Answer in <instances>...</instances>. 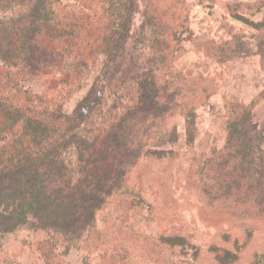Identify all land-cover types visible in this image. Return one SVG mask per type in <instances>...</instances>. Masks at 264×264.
Segmentation results:
<instances>
[{
  "label": "trees",
  "instance_id": "16d2710c",
  "mask_svg": "<svg viewBox=\"0 0 264 264\" xmlns=\"http://www.w3.org/2000/svg\"><path fill=\"white\" fill-rule=\"evenodd\" d=\"M199 2L232 16L261 4ZM190 9L188 0H0V238L26 226L41 235L25 240L37 262L0 247V264H70L74 246L87 264H184L189 248L200 263L264 264V237L250 246L264 236V120L255 102L224 91L236 64L264 56V18L255 41L224 19L214 39L193 32ZM187 34L206 62L182 63ZM215 96L225 138L197 146L198 113ZM128 191L146 207L144 223ZM185 208L203 236L181 227Z\"/></svg>",
  "mask_w": 264,
  "mask_h": 264
},
{
  "label": "rangeland",
  "instance_id": "374dc122",
  "mask_svg": "<svg viewBox=\"0 0 264 264\" xmlns=\"http://www.w3.org/2000/svg\"><path fill=\"white\" fill-rule=\"evenodd\" d=\"M234 1H241L242 3H255L260 1L261 6H255L254 9L248 8L245 11L238 12L237 15L232 16V10H229V13H226L223 9V6L221 5H211L209 3L201 4L199 0H188V4L190 5V28L193 30V32L196 35L204 36V37H210L214 39H218L222 37V22L221 20L224 19L225 21L229 22L231 27H233L235 30H239L241 33H243L244 40L245 41H255L254 37L259 34V32H262L263 25L262 20L264 18V0H220L221 3H230ZM141 12L138 11L136 13V27L141 25L142 23V16ZM224 17V18H222ZM191 36L184 35L182 38V41L186 44V47L188 48V54H185L183 56L182 63L190 64H197V62H206L207 59L204 57L202 53H197L195 50H192L191 42L188 41V39ZM208 63L211 66V69L213 70L214 66H216L215 61L210 60ZM232 80L229 81L228 85L224 89L225 92L232 93L239 95L246 103H252L255 102L253 111L256 116V120L258 122H262L264 120V95L260 97V95L263 92L264 89V56L262 54L260 55H254L252 57H248L238 64L235 65V68L232 72ZM39 88V87H38ZM89 90L88 88L84 87L82 90L76 91L73 94L72 99L67 103L66 109L69 112H72L78 105L80 101H82L84 98H86ZM211 100V106L207 107L204 106L199 111L198 115V129L196 134V145L199 146H206L207 143H211L214 139L218 140V142H223V139L225 138L224 134L221 131V125L222 120L218 119V117L215 116V112H219L222 109L223 100L219 96H215L210 99ZM161 106V105H160ZM215 113V114H214ZM161 125V124H159ZM161 130V128H160ZM179 143L181 145H184L185 143V129L183 126L179 127ZM177 142V140H176ZM174 144V143H173ZM178 144V145H180ZM164 149H169L173 147V145H164ZM127 194L131 199L138 202V207H135L134 210L136 212H140L139 208H141L142 211L140 213V216L137 217V220L144 223L145 219L149 216L146 213V207L142 205V201L138 196L128 191ZM140 200V201H139ZM58 203L52 205V207H57ZM60 206V205H59ZM65 206V205H64ZM67 206V205H66ZM68 207V213H73L72 209ZM115 206L111 204L105 205L102 211H99L97 220L98 222L101 221V217L103 215H106L109 213L111 209H113ZM133 210V211H134ZM138 210V211H137ZM184 220L181 225V227L184 224H187V226H190L191 230H188L190 233H194V236H203L208 230L204 225H201L199 223V220L196 216H194V213L185 210H182ZM75 215L76 217L79 216ZM72 217V215H71ZM73 218V217H72ZM72 218L69 219V221L72 220ZM152 218V217H151ZM67 223V221H66ZM179 224V225H180ZM146 227L148 230V233H152L154 235H158L159 226L157 224H153L152 221L146 222ZM99 226L101 227V224L99 223ZM158 226V227H157ZM178 226V225H177ZM197 229V230H196ZM72 230V228L70 229ZM196 233V234H195ZM263 233V232H262ZM260 233V234H262ZM34 236H41L35 234L33 231L29 229L28 226L22 228L17 234L14 235H8L6 237L0 238V247L3 249V251L9 252V253H18L20 254V261L23 263H30L37 262L39 257L35 252H33L32 248L26 247V239H32ZM206 236V235H205ZM254 240L251 241L250 246L253 247L254 244H256V241L258 238L262 239L264 236H255ZM192 243H194V240H192ZM197 243V241H196ZM260 243V242H259ZM258 243V244H259ZM0 249V250H2ZM185 250L186 248L183 247ZM196 252V250H192L189 248L187 250V254L185 257H181L180 260L184 264H208L206 261L203 260V262L198 259H193L192 253ZM202 258L204 256H201ZM200 257V258H201ZM66 260L70 264H87V261L85 259V255L83 252H80L78 248L74 246V248L70 249L69 252H67ZM41 262V260H39Z\"/></svg>",
  "mask_w": 264,
  "mask_h": 264
}]
</instances>
